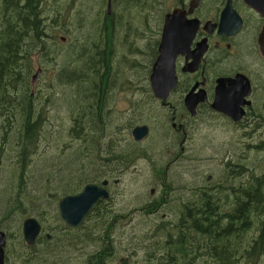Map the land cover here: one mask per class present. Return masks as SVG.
I'll use <instances>...</instances> for the list:
<instances>
[{
	"label": "trees",
	"instance_id": "1",
	"mask_svg": "<svg viewBox=\"0 0 264 264\" xmlns=\"http://www.w3.org/2000/svg\"><path fill=\"white\" fill-rule=\"evenodd\" d=\"M147 1L111 0L108 14L107 0H0V163L3 151L9 150L15 157V173L10 174L5 168L2 173L7 172L9 181L5 184L7 197L0 206V218L14 212L17 219V198L12 196L10 187L18 180L22 191L25 184L42 187L25 198L34 218L43 222L36 212H45L51 218V239L42 244H67L69 257L87 258V264H105L111 254L109 250L113 251L115 245L113 233L119 229L127 235L118 244H131L134 251L141 250L142 258L137 257V252L131 260L133 264L134 261L135 264H258L264 259V170L255 180L258 172L255 167L251 168L250 181L246 182L244 202L229 201V207L219 213L217 201L211 200L199 209L192 222L187 209L179 217L176 206H159L158 196L149 198V193L146 198H139L140 193L135 194L134 200L130 197L136 226L133 240L129 234L133 221L127 226V221L121 220L126 215L125 206H119L111 196L108 201H99L88 223L78 229L66 227L59 218L57 204L61 198L78 193L89 182L122 179L130 167L128 157L107 147L110 145L107 139L96 134L101 125L99 115L97 119L94 115L99 86L104 87L103 81L122 72L113 61L112 44L96 53L95 35L112 34L128 24L127 31L131 30L140 39L143 34L153 59L165 12L159 8V0ZM157 12L156 30L149 28V23L156 20L157 16L152 15ZM101 19L103 23L98 24ZM60 34L67 41L61 42ZM34 58L42 69L37 80L44 87L38 95V106L32 110ZM47 63H52L50 69L45 68ZM50 74L53 81L48 78ZM57 106L62 113L58 120L69 124L71 144L55 150L47 161V173H23L24 166L30 168L36 164L38 146H35L42 141L48 115ZM102 140H106L103 145ZM87 143L92 145L90 152L84 150ZM36 176L47 182L51 190L39 185V181L35 184L27 181ZM164 214L175 215L174 220H166ZM241 215L244 224L237 221ZM0 229L7 233L8 249L14 256L13 248L25 246L16 222L8 221ZM66 246L61 245L62 251ZM86 247H92L88 254ZM53 251L51 257H57L55 247ZM62 264H66L65 260Z\"/></svg>",
	"mask_w": 264,
	"mask_h": 264
},
{
	"label": "flooded vegetation",
	"instance_id": "2",
	"mask_svg": "<svg viewBox=\"0 0 264 264\" xmlns=\"http://www.w3.org/2000/svg\"><path fill=\"white\" fill-rule=\"evenodd\" d=\"M159 1L161 2L159 8L165 13L161 18V27L158 29L156 56L164 18L167 14L175 10L183 11L186 20L190 21L189 27L196 26L191 41L187 37L181 38L183 42L188 41L189 44L185 53H179L175 59L176 87L165 99L153 95L148 78L156 57L150 60V47L148 41H144L143 34L140 44L135 45V39H132L130 47L133 48L134 55L131 59L129 74L114 75L111 80L102 82L104 87L101 84L99 86L100 97L97 99L94 115L96 119L99 115L101 125L97 128L96 134L98 138L108 139L107 143L110 145L107 147L121 151L122 156L131 160L129 169L134 166V162L142 161L150 168L153 178L155 171L158 172L157 177L162 178L168 167L183 166V155L193 143L195 136L201 135L205 143L213 146L211 144L213 134L225 135V139L218 147L221 152L215 155L214 160L212 159L216 167L220 169L219 174L205 176L204 173L201 175L195 171L194 178L189 185L185 184L184 188H171L173 185L167 182L166 175L159 187L151 188L149 191V198L159 196V206L166 205L167 199L177 198L179 217L189 211L190 222H192L199 209L211 200L217 201L219 213H223L229 207V200L239 199L244 202L246 199V182L250 181V172L246 174L241 168L247 158L246 152L260 147L262 145L260 137L264 136V56L259 42L264 30V18L248 7L244 0H230L232 9L240 19L241 27L235 35H227L219 30V25L228 0ZM141 3L148 6L145 2ZM149 15L148 13V19ZM112 35L110 33L95 35L97 37L96 53H100L103 47L109 46ZM59 39L63 43L67 41L63 35H60ZM139 53L142 55L141 61L137 58ZM33 62V66H36V70L39 69L41 73L42 69L38 68L35 58ZM237 75L247 79L249 93L243 98L244 104L240 105L242 117L232 120L228 115L215 111L212 104L217 95L218 83L227 87ZM48 78L53 81V74H50ZM37 79L32 83L31 96L34 99L32 110L38 106V95L43 93L44 87ZM190 91L196 95L199 94V99L202 100L197 103L193 114L188 111L184 103V98ZM88 108L91 109L89 106ZM135 127L146 128L147 135L142 141H134L131 137ZM105 142L106 140H102V145ZM199 147L202 148L201 145ZM213 147L217 151L216 147ZM107 182L109 198L114 197L115 192L120 193L118 189L121 183L120 178L111 182L107 180ZM1 184L6 183L0 182ZM13 184L14 186L10 189L14 193L21 188V183L15 180ZM198 184H204L199 192ZM39 188L30 187L22 199L25 201L28 194ZM47 188L51 190L50 185ZM83 188L76 194H79ZM1 195H4V198L7 197L6 186L0 187ZM50 195L48 191V196ZM108 199L101 201H108ZM198 201L200 202L197 206ZM121 205L125 206L126 210V215L122 216L121 220L127 219V226H129L133 221V206L130 200H124ZM94 207L80 226L88 223ZM32 209L37 211L36 207ZM36 214L43 219L42 222L35 218L41 227L36 244L33 246L25 244L18 250L13 248L14 256H11L9 244L6 243L4 264H62L65 254L69 256L67 244H42L45 240L51 239V229H49L51 218L47 217L45 212H36ZM17 216L21 219L20 215ZM165 216L167 215L164 214L163 217ZM186 221L185 219L184 222ZM237 221L244 224L242 215L238 216ZM19 232L22 234V223H20ZM61 245L66 246V250L62 251ZM54 247L58 252V256L55 257L57 259L51 258ZM94 249L97 252V246Z\"/></svg>",
	"mask_w": 264,
	"mask_h": 264
},
{
	"label": "rangeland",
	"instance_id": "3",
	"mask_svg": "<svg viewBox=\"0 0 264 264\" xmlns=\"http://www.w3.org/2000/svg\"><path fill=\"white\" fill-rule=\"evenodd\" d=\"M157 16L155 21H152L149 23V28L153 27L157 30L158 28V16L159 12L156 13ZM102 19L98 21V24H102ZM131 25L133 26L132 22ZM128 24L122 25L121 27L114 30V33H112V58L116 66L120 67V72H122L124 75L129 74L130 69V63L131 59L134 55L133 48L130 47V44L132 43V39H135V45L141 43V39L137 37L135 33H133L131 30L127 31ZM133 28V27H132ZM99 33V32H98ZM102 33V32H100ZM61 35V34H60ZM147 37L149 38V31L147 32ZM138 60L141 61L142 55L139 53L137 56ZM149 58L152 60V53L149 52ZM52 63L45 64V68L50 69ZM34 69L36 71V66H34ZM52 113L48 115V123L47 120L45 123L46 129L44 133V137L42 138V141L36 145L38 148H35L37 157H34L35 165L28 168L27 166H24L23 173H27L28 171L30 173L43 172L47 173V170L45 169L46 166H49L47 161L54 156L55 150L58 148H62L64 145L68 146L71 144V141L68 137L69 130V124H65L64 122H60L58 119L62 117L61 108L59 106L52 108ZM210 133V132H209ZM262 138V145L260 147L252 148L249 151L246 152V159L243 163V169L245 173L247 174L250 172L252 167H255L254 169L257 172L255 173V180L259 178L260 173L264 170V136H261ZM107 139V138H106ZM225 139V135L219 136L217 134H213L212 136V142L213 146L216 147L217 151L214 149L213 146H211L208 143H205L203 140V137L201 135L195 136L193 139V143L190 145L188 149H186V154L183 155L184 157V164L183 166H170L165 170V175H162V178H158L157 174L158 172L155 171L154 178L152 177V173L150 171V168L142 161L134 162V166L131 167L127 172L125 171L122 174V179L120 183V187L118 189L120 190V193L115 192L114 194V200L115 203H117L119 206L121 203L127 200H130V197L137 193L139 194V198H146L149 194V191L151 188L159 187L161 183H163L164 177L167 175L168 179L167 182L171 183L173 187L171 188H184L185 184L190 183V181L194 178V172L198 171L199 174L204 173L205 176L207 175H213V174H219L220 169L216 167V163L213 161L216 154L220 153L219 151V145L221 144L222 140ZM108 140V139H107ZM256 142L259 143L258 139H256ZM199 145L202 146V148L199 147ZM71 147V146H70ZM92 149V145L90 143L85 144L84 150L86 152H90ZM66 151V150H65ZM219 151V152H218ZM35 154V155H36ZM34 155V156H35ZM1 163H0V182L1 183H7L6 173L2 175L4 172V168L7 169V171L10 174L15 173V164H14V155L9 150H6V152L1 155ZM69 156H67V159ZM213 159V160H212ZM46 161V162H44ZM43 168V169H42ZM202 175V174H201ZM204 176V175H203ZM205 176L203 178H205ZM45 177V176H43ZM57 178V177H56ZM42 178L36 176L35 178L31 179L30 181L27 180L29 183L35 184V182L39 181V185H42L44 187L48 186L47 182H42ZM5 186V184H1L0 187ZM198 192L201 190V188L204 186V184H198ZM30 185L25 184V187L22 191V186L18 191H15L13 193V196L17 198L16 204L18 206V209L16 210L17 219L15 221V213L11 212L7 217L0 218V224L3 226L7 224L8 221L10 222H16L18 229L20 228V223L27 218V217H35L34 214L31 213L27 203L22 199L24 194L29 191ZM159 197V196H158ZM125 198H128L127 200ZM5 199L4 195L0 196V206H2V200ZM230 203H233V200H229ZM228 201V203H229ZM179 203V200L177 198H170L166 201V207L168 206H176ZM53 209V208H52ZM162 213H164V210H161ZM1 215V213H0ZM175 215L169 214L166 216V220H174ZM20 219V220H18ZM124 220V219H123ZM127 220V219H125ZM133 230L132 225L130 226V229L132 230L131 233V240H133V233L136 229V226L134 224L133 220ZM127 235L125 230L124 231H114V242L115 245L112 247L113 251H110L111 254L108 256L109 261L107 258L105 259V264H133L131 261L133 258H135L137 252H139V259H141V250H135L133 249V246L130 244L126 246L125 244H118L119 241L123 240V237ZM15 242V241H13ZM85 253L88 254L92 251V247H86ZM133 253L135 255H133ZM55 258V257H51ZM66 264H87V258L85 260L81 259H75L70 258L67 254H65L64 258ZM135 264V261H134ZM258 264H264V259H261Z\"/></svg>",
	"mask_w": 264,
	"mask_h": 264
},
{
	"label": "water",
	"instance_id": "4",
	"mask_svg": "<svg viewBox=\"0 0 264 264\" xmlns=\"http://www.w3.org/2000/svg\"><path fill=\"white\" fill-rule=\"evenodd\" d=\"M244 3L264 18V0H244ZM108 14L111 9V0H107ZM190 21L186 20L185 12L175 10L164 18L162 35L158 46V53L152 64L149 75L150 89L157 98L165 99L170 91L176 87L175 59L179 53H185L189 42H183L182 37L191 41L195 25L189 27ZM241 27L240 19L231 7L228 0L222 14L219 30L227 35H235ZM189 36V37H188ZM261 52L264 56V30L259 39ZM184 47V48H183ZM183 50V51H182ZM40 73L36 70L32 77L34 83ZM249 93V83L242 75H237L225 87L220 85L216 88V94L212 108L220 113L228 115L232 120H238L243 112L240 105L244 104L243 98ZM199 94L193 91L186 94L184 103L191 114L199 101ZM147 135L145 127H135L131 132L134 141H142ZM108 182L101 184H87L83 190L76 195L65 196L57 204V211L60 220L70 228L79 227L88 216L92 208L101 200H107L109 193L106 189ZM41 227L34 217H27L22 222V237L28 246L36 244ZM7 243L6 233L0 230V264H4V248Z\"/></svg>",
	"mask_w": 264,
	"mask_h": 264
},
{
	"label": "bare ground",
	"instance_id": "5",
	"mask_svg": "<svg viewBox=\"0 0 264 264\" xmlns=\"http://www.w3.org/2000/svg\"><path fill=\"white\" fill-rule=\"evenodd\" d=\"M23 36V35H22Z\"/></svg>",
	"mask_w": 264,
	"mask_h": 264
}]
</instances>
